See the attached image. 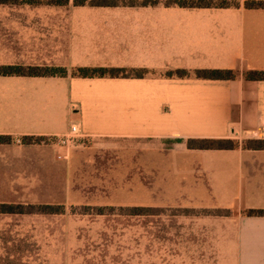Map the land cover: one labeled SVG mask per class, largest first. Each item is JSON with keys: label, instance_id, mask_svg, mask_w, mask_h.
Returning <instances> with one entry per match:
<instances>
[{"label": "crops", "instance_id": "obj_1", "mask_svg": "<svg viewBox=\"0 0 264 264\" xmlns=\"http://www.w3.org/2000/svg\"><path fill=\"white\" fill-rule=\"evenodd\" d=\"M164 1L102 9L71 22L44 13L66 4L0 3V10L36 12L14 15L29 25L0 30V65L66 70L0 75V135L12 138L0 144V161H95L83 153L86 142L93 153L122 145L121 161H155L157 183L215 208L203 221L152 223L158 232L150 242L159 244L144 264H264V215L246 214L264 209V149L187 147L188 139H264V80L246 78L249 70H264V8H246V0H229L237 4L228 7ZM52 21L62 24H45ZM77 67L146 72L73 76ZM177 70L189 75L179 77ZM197 70H233L236 76L202 79ZM72 125L83 144L57 145ZM28 136L48 141L22 142ZM27 203L60 205L66 212L62 202Z\"/></svg>", "mask_w": 264, "mask_h": 264}, {"label": "rangeland", "instance_id": "obj_2", "mask_svg": "<svg viewBox=\"0 0 264 264\" xmlns=\"http://www.w3.org/2000/svg\"><path fill=\"white\" fill-rule=\"evenodd\" d=\"M149 1L115 0L116 6L108 7L76 5L70 0L44 13L66 15L71 22L78 15L137 7ZM33 13L1 9L0 30L29 25V20L14 15ZM58 23L62 24H45ZM85 144L83 153L95 161H0V201L62 202L66 207L61 215L0 214V264H144L148 251L159 244L150 242L158 232L152 223L162 227L170 221H203L204 214L215 209L202 199L166 190L165 181L157 183L155 161H121L122 145L100 146L93 153L92 143ZM156 184L162 190H156ZM139 206L154 211L145 208L140 213L147 214L139 218L127 209ZM156 235L160 237L161 232Z\"/></svg>", "mask_w": 264, "mask_h": 264}, {"label": "trees", "instance_id": "obj_3", "mask_svg": "<svg viewBox=\"0 0 264 264\" xmlns=\"http://www.w3.org/2000/svg\"><path fill=\"white\" fill-rule=\"evenodd\" d=\"M10 1L17 2L19 0H0V3H8ZM29 4H45V5H64L68 0H23ZM76 5H98V6H116L115 0H74ZM166 5L175 4L183 7H228L235 6L237 2L229 0H167ZM246 8H264V0H246L244 3ZM124 68H105V67H77L72 71L73 76L80 77H119L129 76L123 74L127 72ZM137 76L140 73H145L146 70L135 71ZM53 74H66L65 69L50 68V67H30L21 65H0V75H53ZM169 72L167 75H172ZM175 74L179 77L188 76L189 73L186 70H177ZM195 76L202 79L211 80H229L235 78V72L233 70H197ZM248 80H264V70H249L246 73ZM10 136L0 135V144L9 143L11 141ZM48 138L45 137H23L22 142L26 144L30 143H42L47 142ZM242 145L247 149H264V139H247L240 143L235 139H188L187 147L190 149H235ZM131 214H139L145 208L143 207H131L127 208ZM64 211V207L60 205H33V204H8L0 203V213H13V214H61ZM217 214V213H216ZM219 214V213H218ZM246 214L249 216H262L264 215V209H247Z\"/></svg>", "mask_w": 264, "mask_h": 264}, {"label": "built area", "instance_id": "obj_4", "mask_svg": "<svg viewBox=\"0 0 264 264\" xmlns=\"http://www.w3.org/2000/svg\"><path fill=\"white\" fill-rule=\"evenodd\" d=\"M84 137L82 136L77 125H72L67 134L57 136V145L67 148H76L83 144Z\"/></svg>", "mask_w": 264, "mask_h": 264}]
</instances>
